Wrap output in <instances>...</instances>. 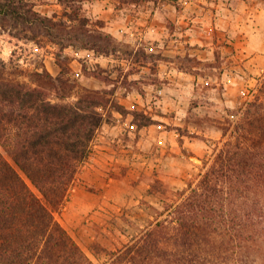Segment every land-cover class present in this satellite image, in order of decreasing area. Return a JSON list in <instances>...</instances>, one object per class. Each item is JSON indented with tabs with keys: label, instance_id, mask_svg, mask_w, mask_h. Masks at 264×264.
Segmentation results:
<instances>
[{
	"label": "rangeland",
	"instance_id": "374dc122",
	"mask_svg": "<svg viewBox=\"0 0 264 264\" xmlns=\"http://www.w3.org/2000/svg\"><path fill=\"white\" fill-rule=\"evenodd\" d=\"M31 1L42 14L64 12L58 0ZM80 5L91 21L104 23L117 51L77 44L59 50L45 37H15L0 21V59L7 64L4 75L22 81L43 67L63 73L70 84L66 101L84 87L109 99L89 155L54 210L95 264H106L111 252L168 215L166 205L195 185L231 137L241 108L264 78V0Z\"/></svg>",
	"mask_w": 264,
	"mask_h": 264
},
{
	"label": "trees",
	"instance_id": "16d2710c",
	"mask_svg": "<svg viewBox=\"0 0 264 264\" xmlns=\"http://www.w3.org/2000/svg\"><path fill=\"white\" fill-rule=\"evenodd\" d=\"M58 2L60 17L42 14L31 0H0V21L15 37H45L59 50H118L104 23L81 12L80 0ZM6 67L0 59V145L10 157L0 150V264H95L54 210L89 155L109 99L84 87L66 101L63 73L43 67L22 81L6 77ZM179 195L166 217L111 252L106 264H264V78L231 137Z\"/></svg>",
	"mask_w": 264,
	"mask_h": 264
}]
</instances>
